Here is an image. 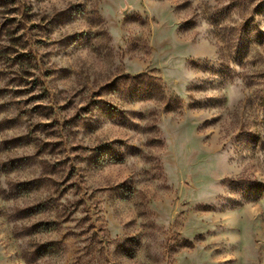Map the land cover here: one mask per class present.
I'll return each mask as SVG.
<instances>
[{"label":"rangeland","instance_id":"rangeland-1","mask_svg":"<svg viewBox=\"0 0 264 264\" xmlns=\"http://www.w3.org/2000/svg\"><path fill=\"white\" fill-rule=\"evenodd\" d=\"M0 264H264V0H0Z\"/></svg>","mask_w":264,"mask_h":264}]
</instances>
